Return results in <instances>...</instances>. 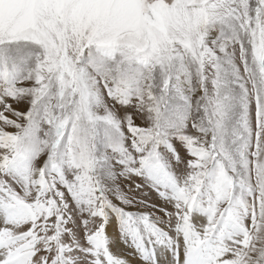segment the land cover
<instances>
[{"label":"snow or ice","instance_id":"1","mask_svg":"<svg viewBox=\"0 0 264 264\" xmlns=\"http://www.w3.org/2000/svg\"><path fill=\"white\" fill-rule=\"evenodd\" d=\"M0 264H264V0H0Z\"/></svg>","mask_w":264,"mask_h":264},{"label":"bare ground","instance_id":"2","mask_svg":"<svg viewBox=\"0 0 264 264\" xmlns=\"http://www.w3.org/2000/svg\"><path fill=\"white\" fill-rule=\"evenodd\" d=\"M109 231H113V230H112V229H109ZM113 235H115L114 232H113ZM122 247H123V246L119 245V246L117 247V249H115V250H116L117 252H119V253H122L125 257H128V258H130V259H132V260H135V259H136L135 257L132 256V252L129 253V252L127 251V249H128L127 246H125V252H124V250H123Z\"/></svg>","mask_w":264,"mask_h":264},{"label":"rangeland","instance_id":"3","mask_svg":"<svg viewBox=\"0 0 264 264\" xmlns=\"http://www.w3.org/2000/svg\"><path fill=\"white\" fill-rule=\"evenodd\" d=\"M149 198H150V199H154V195H151ZM120 245L123 246L122 248H123V250H124V252H125V246L122 245V244H120ZM118 246H119V245H118ZM118 246H117V247H118ZM117 247H116V249H117ZM127 251H128L129 253H131V249H130V248H128Z\"/></svg>","mask_w":264,"mask_h":264}]
</instances>
